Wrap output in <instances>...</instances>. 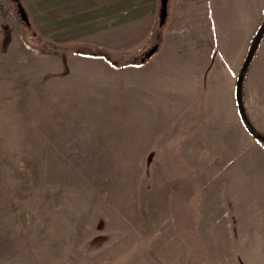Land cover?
Returning <instances> with one entry per match:
<instances>
[{
  "label": "rangeland",
  "instance_id": "374dc122",
  "mask_svg": "<svg viewBox=\"0 0 264 264\" xmlns=\"http://www.w3.org/2000/svg\"><path fill=\"white\" fill-rule=\"evenodd\" d=\"M129 14L115 0H0V264H264L262 182H241L257 206L242 230L216 175L241 117L147 116L130 63L156 42L132 57L148 19Z\"/></svg>",
  "mask_w": 264,
  "mask_h": 264
},
{
  "label": "crops",
  "instance_id": "0c3cea01",
  "mask_svg": "<svg viewBox=\"0 0 264 264\" xmlns=\"http://www.w3.org/2000/svg\"><path fill=\"white\" fill-rule=\"evenodd\" d=\"M115 4L120 17L130 11L139 27L143 18L148 19V29L143 28L134 38L144 42L138 50L156 42L146 56L149 58L138 66L143 76L136 94L144 95L141 105L147 116L158 107L162 120L170 121L171 111L176 113L173 108L177 107L179 121L215 123L220 116L222 120L240 119L236 80L264 17V0H115ZM242 92L250 121L264 134V38L245 72ZM241 128V142L223 167L226 171L216 174L228 181L224 191L227 213L236 220L257 211L241 182L260 181L259 187L264 188V144ZM236 220L231 233L248 228L244 220L235 228Z\"/></svg>",
  "mask_w": 264,
  "mask_h": 264
},
{
  "label": "water",
  "instance_id": "95a60500",
  "mask_svg": "<svg viewBox=\"0 0 264 264\" xmlns=\"http://www.w3.org/2000/svg\"><path fill=\"white\" fill-rule=\"evenodd\" d=\"M251 59H252V53L248 52L244 58V61L241 65V67H240V70H239V73L237 76V80H236V102H237L239 115H240L245 127L247 128V130L250 132V134L253 137L264 140L263 133L259 132L252 125L250 120L248 118H246V113L244 110L245 108H244V105L242 106V102H241L243 79H244L245 72L248 68V64L250 63Z\"/></svg>",
  "mask_w": 264,
  "mask_h": 264
},
{
  "label": "trees",
  "instance_id": "16d2710c",
  "mask_svg": "<svg viewBox=\"0 0 264 264\" xmlns=\"http://www.w3.org/2000/svg\"><path fill=\"white\" fill-rule=\"evenodd\" d=\"M263 38H264V17H263V19H262L260 25L258 26L256 32L254 33V35H253V37H252V39H251V41H250L249 48H248V50H247V53H248V52H251V53H252V58H253V57L256 55V53L258 52L259 46H260V44H261ZM88 50H89V49H88ZM95 50L104 53V54L107 56V58H109L111 55H113V53H111V52H109V51H106V50H102L101 48H100V49L95 48ZM89 52H90V51H89ZM89 52L87 51L88 54H89ZM139 52H140V50L135 51V52H133V53L130 52V54H133V55H132V57H133V56H136ZM247 53H246V54H247ZM135 54H136V55H135ZM126 55H127V54H126ZM128 56H130V55H128ZM245 56H246V55H245ZM148 58H149V57H145V58H143V59L140 61V63H133V62H131L130 64H132V65L143 64ZM251 60H252V59H251ZM250 63H251V61H250ZM250 63H249V64H250ZM249 64H248V66H249ZM241 102H242V106H243V105H244L243 92H242ZM244 110H245V109H244ZM245 113H246V111H245ZM246 118H248L247 114H246ZM248 119H249V118H248ZM263 135H264V134H263ZM254 138H256V137H254ZM256 139H257L259 142H261L262 144H264V140H262V139H258V138H256Z\"/></svg>",
  "mask_w": 264,
  "mask_h": 264
}]
</instances>
